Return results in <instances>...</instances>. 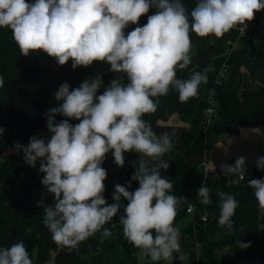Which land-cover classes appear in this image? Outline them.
Segmentation results:
<instances>
[{
    "label": "clouds",
    "instance_id": "1",
    "mask_svg": "<svg viewBox=\"0 0 264 264\" xmlns=\"http://www.w3.org/2000/svg\"><path fill=\"white\" fill-rule=\"evenodd\" d=\"M150 8L155 13L139 26ZM262 10L264 0H198L190 13L183 0H0V28L11 30L22 56L42 52L59 66L71 60L73 69L106 62L109 71L118 74L99 95L104 86L100 74L71 90L67 82L62 83L54 92L59 106L45 113L50 139L33 136L27 146L14 144L29 166L36 167L39 161V171L44 173L41 183L54 196L53 204L41 200L38 206L44 209L42 223L55 244L71 251L101 230L104 238L110 237L112 231L105 225L115 228L113 218L123 208L119 218L123 236L153 264H173L174 253L187 259L180 246V229L174 226L185 198L170 194L173 184L161 175L162 169L169 168L163 157L172 149L176 133L158 135L143 117L155 113L159 98L170 91L178 93L180 102H187L207 83L211 66L186 79L177 77L192 63L191 33L220 39L237 27L243 26L244 31L246 22ZM129 25L137 26L126 33ZM57 115L65 119L57 121ZM4 131L0 127V135ZM125 152L139 154L131 177L139 187L129 191L131 181L127 187L116 184L115 202L108 204L103 195L107 171L102 165L111 153L114 163L123 167ZM245 165V157L237 158L234 166L221 165L226 175L237 177L228 180L229 186L245 179ZM256 167L264 170V157L258 158ZM247 183L264 211V179ZM197 193L202 205L212 204L207 186L202 184ZM216 195V222L233 233L232 217L239 203L230 193L218 190ZM201 219L207 222L208 214ZM236 243L241 249L251 246L250 241ZM0 264L33 261L20 241L0 248Z\"/></svg>",
    "mask_w": 264,
    "mask_h": 264
},
{
    "label": "trees",
    "instance_id": "2",
    "mask_svg": "<svg viewBox=\"0 0 264 264\" xmlns=\"http://www.w3.org/2000/svg\"><path fill=\"white\" fill-rule=\"evenodd\" d=\"M26 2L34 3V0ZM183 3L189 13L197 4L194 0H183ZM155 11V8H150L140 18L139 26L146 24L147 17ZM251 23L249 31L238 42L237 29L230 30L220 39L213 36L199 38L195 35L196 41L192 48L194 65L202 69L211 66L213 69L207 73V83L200 86L212 90L217 103V118L212 121L208 131L224 130L237 135L241 128L264 125V10L256 12ZM136 26L129 25L125 31H131ZM233 43L234 48L231 46ZM219 56H223L225 61L227 71L224 77H220L219 68L212 65L213 59ZM109 69L110 65L106 63L102 78L104 86L97 95L102 94L105 87L118 76ZM243 69L248 72L253 84L251 88H242ZM0 75L4 77V87L0 88V127L5 129L0 135V213L3 215L0 218V248L10 247L12 236L15 243L24 242L34 264H44L51 259L52 252L55 264H87L80 255L86 244L99 243L101 247L107 245L110 248L120 245L125 260L106 264H153L147 257L143 262H138L137 252L140 250L123 236L122 226L119 225L123 208L113 218V223L117 224L115 228L111 223L105 225L112 231L110 237L104 238L101 230L71 251L55 244L42 223L44 209L38 206L41 200L44 204L54 203L53 194L48 193L41 183L44 173L39 171V161L36 167H31L25 162L23 152L14 150L15 143L27 146L29 138L39 136L38 132L50 133L45 113L60 103L55 99L54 92L65 82L70 85V90L79 87L83 81L94 76L93 70L89 66L73 69L71 60L59 66L55 59L42 52L22 56L12 39L11 30L0 28ZM124 82H127L126 78ZM16 96L35 108L34 117L15 105ZM207 98L208 95L199 89L195 98L180 102L178 93L170 91L167 96L159 98L155 113L143 117L158 135L176 133L172 138V149L163 157L169 163V168L161 170V175L173 184L170 194L185 198L174 226L195 243L197 255L192 264H264V234L261 232L264 214L258 207L254 190L247 183L251 179H264V170L246 168L245 179L233 186L227 182L236 179L235 176L225 173H218L217 176L204 174L201 165L204 161L205 135L201 127ZM172 115L179 116L184 124H166ZM62 119L65 117L56 116L57 121ZM69 122L79 123L76 120ZM124 157L125 164L119 167L114 163L111 153L107 154L110 164L123 178V181H118L107 176L104 181L103 195L108 204L115 202L112 199L114 186L119 183L127 187L136 171L135 162L139 154L125 152ZM202 184L211 190L212 204L209 206L202 205L198 198L197 190ZM138 187V181H131L129 191H135ZM218 190L234 195L239 203L232 217L233 233H227L216 222L219 217ZM122 204L127 205L123 198ZM190 206L192 210L188 212ZM206 213L208 220L204 222L201 217ZM29 227L30 232L27 231ZM237 241H250L251 246L241 249ZM224 248H228V254L220 258L219 251Z\"/></svg>",
    "mask_w": 264,
    "mask_h": 264
},
{
    "label": "rangeland",
    "instance_id": "3",
    "mask_svg": "<svg viewBox=\"0 0 264 264\" xmlns=\"http://www.w3.org/2000/svg\"><path fill=\"white\" fill-rule=\"evenodd\" d=\"M197 2V0H194ZM127 33V31H126ZM191 37V41H192V45L195 43L196 41V36L195 34L191 33L190 34ZM191 58H192V54H191ZM221 59H219V57H216L213 59L212 61V65L214 67L220 65ZM105 66H106V62H93V64L91 66H89L93 72H94V76L92 78H94L95 76H97V74H100L103 78V74L105 71ZM217 67V68H218ZM200 71L202 72L203 69L196 67L193 63V59H192V63L189 65V68L186 70H182V71H178L177 72V77L181 78V79H186L188 78L193 72H197ZM202 92H204L206 95L208 94L211 95L212 94V90H205L204 88L200 87L199 88ZM15 105L24 110L30 117H34L36 115V110L35 108H33L29 103H27L25 100H23L21 97L16 96L15 98ZM166 124H174V125H182L184 124L179 116L177 115H172L169 120L166 122ZM210 133H213V130L209 131ZM38 135L41 138L44 139H50L51 134L50 133H46V132H38ZM209 135V133H208ZM207 135V137H208ZM206 137V138H207ZM211 145V143H206L205 145V151L206 149H208V147ZM210 168L212 165H208ZM103 168L106 169L107 171V176L118 180V181H123L122 176L119 174V172L110 164L109 160L106 158L103 165ZM211 173H216V171H211ZM15 241L13 239V237L11 236L10 239V245L14 244ZM101 244H86L82 251L80 252V255L82 258H84L87 262V264H99V263H110V262H120V261H124V253L122 250V247L120 245H116L115 247H109V246H100ZM180 246L182 249V252L184 254L187 255V259L186 260H181L180 254L179 253H174V257L175 259L173 260V264H192L193 261L196 258V249H195V243L194 241L189 238L186 234L181 233L180 236ZM219 257L222 258L224 256H227L228 254V248H224L221 249L219 251ZM53 256L54 253H51V259L48 260L47 262H45L44 264H55L54 260H53ZM145 259V256L138 251L137 252V261L138 262H143ZM34 264V263H33ZM159 264H166V262L161 261L159 262Z\"/></svg>",
    "mask_w": 264,
    "mask_h": 264
},
{
    "label": "crops",
    "instance_id": "4",
    "mask_svg": "<svg viewBox=\"0 0 264 264\" xmlns=\"http://www.w3.org/2000/svg\"><path fill=\"white\" fill-rule=\"evenodd\" d=\"M219 59H221V65L223 56H219ZM251 87H253V84L251 83L248 72L243 69L242 88ZM204 137V145L211 143L206 151L204 149V161L201 165L204 174L217 176L218 173H224L221 170V165L232 164L234 166L236 159L239 157L246 158V168L256 167L258 158L264 157V125L256 128H241L237 135L227 133L224 130H213V133L208 131ZM208 165L212 166L208 168ZM211 171H216V173L213 174ZM261 212L264 214V211ZM2 216V213H0V218ZM261 232L264 234V227Z\"/></svg>",
    "mask_w": 264,
    "mask_h": 264
},
{
    "label": "built area",
    "instance_id": "5",
    "mask_svg": "<svg viewBox=\"0 0 264 264\" xmlns=\"http://www.w3.org/2000/svg\"><path fill=\"white\" fill-rule=\"evenodd\" d=\"M197 3H198V0H197ZM246 24H247V27L245 28L244 31H241V27H243V26L235 28L238 30V38H237L236 42H238L240 39H242L252 26L251 21H247ZM231 46H232V48H234L235 43L231 44ZM224 62L225 61H222L221 65L219 67V76L220 77H224L225 73L227 71ZM206 103H207V105H206V108L204 109V112H203V121H202V127H201V132L204 135H206V133L208 132L210 124L212 123V121L217 118V103L213 99L212 94L208 96ZM191 210H192V207L190 206L187 211L190 212Z\"/></svg>",
    "mask_w": 264,
    "mask_h": 264
},
{
    "label": "water",
    "instance_id": "6",
    "mask_svg": "<svg viewBox=\"0 0 264 264\" xmlns=\"http://www.w3.org/2000/svg\"><path fill=\"white\" fill-rule=\"evenodd\" d=\"M230 166H232V164H229Z\"/></svg>",
    "mask_w": 264,
    "mask_h": 264
}]
</instances>
